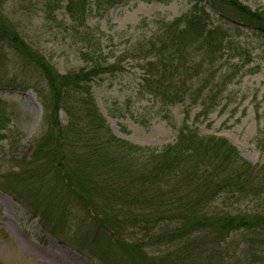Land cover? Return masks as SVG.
Returning <instances> with one entry per match:
<instances>
[{
    "label": "trees",
    "instance_id": "1",
    "mask_svg": "<svg viewBox=\"0 0 264 264\" xmlns=\"http://www.w3.org/2000/svg\"><path fill=\"white\" fill-rule=\"evenodd\" d=\"M7 1L0 0V44L17 56L21 70L36 75L32 88L45 108L46 128L30 154L19 157L18 171L8 173L6 183L43 227L61 233L77 204L94 225L91 229L88 221L73 217L77 228L87 232L88 241L77 246L100 259L110 260L115 250L135 264H264V164L251 165L225 138L201 135L186 119L174 141L161 148L118 139L99 112L92 87L120 72V61L107 62L99 39L76 31L84 66L59 72L4 14ZM194 1L187 13L162 20L145 43L126 52L139 63V91L164 105L201 96L203 88L191 90L196 67L209 71L224 49H232V36L241 26L264 34L262 8L240 0ZM86 4L66 0V12L81 26ZM58 7L57 0L43 2L49 19ZM11 79L0 85L29 87L30 77ZM7 123L0 104V140ZM221 198L250 199L255 209L210 212ZM233 238L243 243L239 257L230 252ZM163 245L167 249L157 256L147 253Z\"/></svg>",
    "mask_w": 264,
    "mask_h": 264
},
{
    "label": "rangeland",
    "instance_id": "2",
    "mask_svg": "<svg viewBox=\"0 0 264 264\" xmlns=\"http://www.w3.org/2000/svg\"><path fill=\"white\" fill-rule=\"evenodd\" d=\"M57 1L54 21L46 15L44 0H32L31 4L8 0L3 12L61 73L84 66L80 59L83 43L77 34L80 31L99 39L107 62L115 58L120 61V72L96 80L92 87L95 104L114 136L132 145L161 148L174 141L181 121L186 119L199 134L225 138L243 160L263 166L264 34L241 26L232 36V49H224L208 66V73L196 67L199 74L193 78L191 90L203 88L201 96L164 105L139 91V63L128 58L126 52L137 42L145 43L162 20L187 13L194 0H87L82 26L66 12V0ZM240 1L253 9H264V0ZM18 62L17 56L0 44V81L30 77L27 90L0 85V104L8 118L6 137L0 140V264H135L115 250L109 253L110 260L100 259L93 250H79L77 243L88 241L87 232L77 228L73 217L94 227L79 205L72 206L69 223L55 235L18 201L6 183L7 174L18 171L19 157L30 154L46 128L45 108L32 88L38 83L36 75L25 68L21 70ZM204 103L208 109H203ZM254 204L250 199L221 198L209 211L246 213L255 209ZM233 239L230 252L239 257L243 243ZM166 249L164 245L148 248L147 253L157 256Z\"/></svg>",
    "mask_w": 264,
    "mask_h": 264
}]
</instances>
